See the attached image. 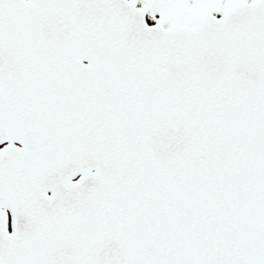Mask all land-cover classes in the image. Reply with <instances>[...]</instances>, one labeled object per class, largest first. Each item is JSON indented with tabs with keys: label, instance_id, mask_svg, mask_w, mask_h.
<instances>
[{
	"label": "snow or ice",
	"instance_id": "1",
	"mask_svg": "<svg viewBox=\"0 0 264 264\" xmlns=\"http://www.w3.org/2000/svg\"><path fill=\"white\" fill-rule=\"evenodd\" d=\"M0 264H264V0H0Z\"/></svg>",
	"mask_w": 264,
	"mask_h": 264
}]
</instances>
